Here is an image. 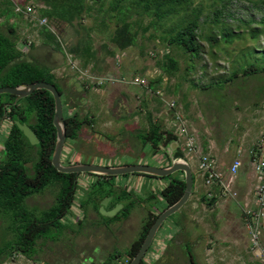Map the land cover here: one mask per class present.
<instances>
[{"label": "rangeland", "instance_id": "374dc122", "mask_svg": "<svg viewBox=\"0 0 264 264\" xmlns=\"http://www.w3.org/2000/svg\"><path fill=\"white\" fill-rule=\"evenodd\" d=\"M8 1H12L14 11L20 15H10L7 18V0H0V32L10 34L9 25L13 24L19 45L23 52L30 56L28 60L34 59L36 63L54 69V74L59 79L56 83L59 86L67 82L68 75L61 77L59 71L64 73V67H70L69 60L81 67L79 58L71 53L69 48L76 43L83 30L79 24L83 23L85 27L90 28L92 46L98 58L94 67H88L87 71L100 76L123 74L126 78L145 77L148 82H153L150 88L154 93L155 89L161 90L156 95L162 100H175L176 110L182 114L189 129L192 124L199 133L210 132L215 136L217 144L220 139L233 141V144H230L232 147L241 138L248 146L251 142L262 139L257 135L262 137L264 127L260 129L255 123H264V34H260L259 38H253L251 34L252 29H261L258 21L264 17V2L231 0L220 18L221 23L215 25L210 21L215 6L209 7L214 5L212 3L215 0H195L196 5H203L204 13L199 28L201 52L199 56L192 57L176 45H168L166 41L172 28L182 18V13L156 21L153 15L141 14V10L135 6L125 8L126 20L131 23L136 38L134 44L121 49L110 41V35L120 22L116 18L117 12L109 10L110 0L103 2V8H100L99 3L87 0L88 5L92 6L88 14L87 12L83 14L80 23L76 19L69 25L46 17L47 26L61 41L62 50H59L44 42L40 33L42 26L35 21V17L43 16L41 9L46 6L42 0ZM125 4L127 6L126 2ZM16 5L21 7L31 5L35 17L31 18L18 12ZM216 7H219V4ZM244 21H247L249 26L244 25ZM226 28L233 35L236 34V38L229 43L219 41V44L214 45L216 48L212 47L211 41L208 40L215 37L218 41L221 31ZM166 54L177 61V70L172 72L162 67L168 65ZM250 64H254L257 71L246 70ZM228 77L229 81L221 83ZM90 84L91 86L83 93L90 99L85 108L88 110L90 108V114L93 113L95 116L96 123L93 126L96 133L81 136L80 134L85 131V127H82L77 137H68L63 146L62 161L65 164L79 162L116 165L137 160L139 163L157 166L167 165L165 159L158 160L152 155L150 143L138 141L135 135L145 132L149 125L147 114L151 111L148 109L154 110L158 107L155 101L148 106L149 104L140 100L141 94L142 100L150 103L148 96H151L149 95L151 91L147 90L149 94H146L144 93L146 88L143 86L125 84L129 90L127 100L119 97L117 90L108 98L104 92L105 87ZM62 91L63 114L69 117L73 114L70 112V106L78 102L75 97L78 94L74 89L73 97L70 96L71 93L67 95L63 88ZM23 99L24 97L20 102L24 104L26 100ZM77 105L80 114L83 106ZM163 106L160 105V110L156 112L163 113L165 107ZM166 107L172 111L167 105ZM130 116H133L134 120L130 119ZM171 119V123L170 120H165V123L158 124L173 128L175 125L173 116ZM108 121L111 122L107 123L111 131L102 123ZM4 124L5 126L0 127V133L8 128V123ZM121 127H125L123 133L119 130ZM112 131H116L113 132V136ZM97 132L108 138L112 136V141L118 139L116 135L120 133L123 143L107 148L106 144L97 139ZM3 140L4 136L0 135V143ZM132 141L133 144L130 143ZM0 150L2 151V147ZM158 155L160 157L161 153ZM158 155L156 154V157ZM163 156L165 157L164 154ZM192 157V154H186V159L190 161L193 170L195 194H191L189 200L163 222L143 257L144 264H190L187 246L196 260L195 264H264L250 249L249 237L241 222L239 211L230 207L231 205L223 204L222 201L209 205L198 198L201 196L200 193H203V186L200 185L201 172L197 157L191 159ZM229 165V162L225 163L224 171ZM243 168L246 170L249 167L244 165ZM174 173L182 175L183 171ZM136 176L139 177L138 181L130 179ZM150 178L152 180H149ZM95 181L96 176L93 174H79L71 207L60 217L61 229L53 227L51 235L39 240L36 255L28 258L24 253L18 252L11 258L1 260L0 264H71L73 256L78 259L84 254L91 255L95 259L94 264H98L99 260L114 252L121 254L116 258L115 264H122L131 241L140 236L148 212L165 208L166 201L161 195V188L167 181L162 177H148L135 173L114 175L98 183ZM112 185L116 188L110 195L104 197ZM122 187L127 192L135 194L138 200H134L124 219L120 214L107 225L105 221L109 215L100 210V206L97 211L96 206L98 203L100 205L101 201L109 199L106 205L108 206ZM56 191L57 188L53 186L44 188L29 196L26 204L36 210L47 208L54 202ZM101 197L103 198L100 200ZM213 207H216L214 211ZM8 223V220L0 216V245L5 238L11 237L6 227ZM169 224L172 228L171 234L167 230ZM182 224L183 227L175 233ZM57 257L60 258V262ZM61 258H64L62 263Z\"/></svg>", "mask_w": 264, "mask_h": 264}, {"label": "trees", "instance_id": "16d2710c", "mask_svg": "<svg viewBox=\"0 0 264 264\" xmlns=\"http://www.w3.org/2000/svg\"><path fill=\"white\" fill-rule=\"evenodd\" d=\"M42 1L46 6L41 9L43 16L53 18L58 21V23L69 25L73 24V21L76 19H78V23H80L83 14L85 12L88 14L92 6L88 5L87 0ZM92 1L93 3H99L101 6L100 8H103V2L105 0ZM230 1L231 0H215L212 3L214 5H209V7L215 6L213 9V17L210 20L213 24L218 25L221 23L220 18L224 15V10L227 8ZM129 2L128 0H110L109 3V10L111 12H117L116 18L120 21L110 35V41L116 47L124 49L134 44L136 32L132 30L131 23L126 20L125 8L130 9V6H135L137 9L141 10V12L139 11L141 14L146 13L148 15H153L156 21L182 13V18L166 37L167 44L176 45L184 50V52L189 53L192 57L199 56L201 52L199 28L200 19L204 13L203 5H196L195 0H129ZM260 2H264V0H260ZM218 4L219 7H216ZM6 11H8L7 18L10 15L19 14L14 11L12 1L8 0ZM258 23H260L261 29H252L251 36L253 38L260 36V34H264V17H262ZM79 25L83 30L80 32L76 43L72 45L69 50L79 58L82 68H92L98 58L92 46L90 28L88 29L85 27L83 23ZM244 25L249 26L247 21H244ZM9 31L10 34L0 32V86H13L33 81H46L55 84L58 91L62 94V88L56 83L57 78L51 68L36 63L34 59L28 60L30 56H27L19 45L15 37V28L13 24L9 25ZM40 33L43 36L44 42L62 50L61 41L47 25L40 27ZM235 35L226 28L221 31L218 41L215 37H212V39L208 41H211L212 47H215L214 45L219 41L225 43L232 42L236 38ZM166 59L168 60V65H162V67L172 72L177 70V61L168 54H166ZM246 70L253 72L257 71V68L254 64H250V66L246 67ZM233 74H235V72H233ZM229 77L224 79V82L221 83H225V80L229 81ZM149 84L152 86L153 82H149ZM6 98L13 99L14 95L9 93L0 94V105L3 104L2 100ZM23 100H26L24 104H28L29 107H35L36 110L40 111L38 123L30 124V127L38 138V142L32 144L16 123H12L9 128L8 136L3 140L4 156L0 159V216L9 221L6 227L11 233V237L5 238L2 242L3 244L0 245V262L3 259L13 257L18 252H22L28 258H32L38 252L39 240L45 239L47 236L51 235L53 227L61 229L62 224L60 222V217L71 207L77 188V178L79 176V174L76 173L60 172L51 163V156L56 138V129L52 122L54 114V97L52 93L46 89H36L30 95L24 97ZM17 103L23 104L20 101ZM84 122L85 119L80 118L76 112L66 117V139L68 137H77L78 131ZM177 138L178 136L172 130L164 128L161 124L156 122L150 123L148 130L139 133V139L142 143L151 144L153 153L161 151V147L166 148ZM172 155L174 158L184 157V152L181 148L177 147ZM166 156V164L168 165L171 163V158L168 155ZM29 163L32 165L30 166ZM135 174L166 179L167 182L161 188V195L166 201L165 207L175 202L184 192V173H182V175L172 173L165 176H155L139 172H135ZM93 175L96 176L95 182L97 183L112 177L97 174ZM49 186L57 188L55 200L49 207L36 210L34 207L31 208L27 206L26 199L29 196ZM115 188L116 187L112 185L109 192L106 193L104 197L110 195ZM193 192L192 188V194ZM102 198L103 197H101L100 200ZM200 199L212 205L217 198L212 194L209 196L208 193H206L202 194ZM134 200H138L135 194L127 192L123 187L120 188L119 194L113 197L110 206L119 202L123 203V205L113 216L106 218L105 224L109 225L110 221L117 218L120 214L124 219L128 215ZM99 206L98 203L96 206L97 211ZM160 212L161 210L149 211L147 214L140 236L132 241L125 251L124 260H127L126 264L131 261L132 257L139 249L151 223ZM187 251L190 264H195L196 260L188 246ZM120 255L119 252H114L98 261V264H115L116 258ZM139 264H144L143 258Z\"/></svg>", "mask_w": 264, "mask_h": 264}, {"label": "crops", "instance_id": "0c3cea01", "mask_svg": "<svg viewBox=\"0 0 264 264\" xmlns=\"http://www.w3.org/2000/svg\"><path fill=\"white\" fill-rule=\"evenodd\" d=\"M64 69H65L64 70V73H61L59 71V75L61 74L60 76L62 77L65 74H67L68 77H67V80H66L67 81L66 84L63 85V86L61 84L62 88L64 89L65 93H67V95H70V93H71L70 96H72V90L73 89L78 94L77 96H75L76 97V100L78 102H76L74 106H70V112L71 113L76 112L77 115L80 118L85 119L84 124L81 126V128L82 127H85V131L82 132L80 135L81 136H83V135L86 136V134H88V136H89L91 133H93L95 135L96 131H95V128L93 126L94 123H96L95 122V116H94L93 113L90 114V108H89V110H88V108H85V106L90 103V99H88L87 97H85L86 94L83 93V91H85L87 88H89L91 86V84H90L89 81H87V79L84 78L83 75L80 74V72L75 71V70H72V69H70V67H64ZM51 70L54 73V69H51ZM117 75H120V74H117ZM121 76H123V74H121ZM56 78H57V80H59L57 76H56ZM126 85L124 83H121V82H115V83H107V84L102 85V86H99V87H105V91L104 92L108 96V98H109L110 95H114L113 92H115L117 90V92H119V97H122L123 99H126L127 100V98H128L127 96H128V91L129 90L126 87ZM143 87L146 88V90L144 91V93L149 94V93H147L148 92L147 90L151 91V94H149L151 96H148V98H150V103H149V101L142 100L143 97H141V94H140V98H141L140 100L142 102H144L145 104H149L148 106H150V104L153 101H155L156 104L158 105V107L155 108L154 110L148 109V110L151 111V113H154V114H151L150 112H148L149 114H147V116L149 115L148 116L149 125L145 128V131L148 130V128L150 126V123H152V122L165 123L164 122L165 120L166 121L167 120H170V123H171L172 122L171 121L172 120L171 118H172L173 111L169 110L166 107V105H165L166 104V102H165L166 99L165 100H162L161 97H159L158 95H156V93H154V91L150 88L151 87L150 84H149V87H146V86H143ZM153 96H154V98H153ZM138 97H139V95H138ZM77 104L83 106L80 114L78 113V105ZM160 105L161 106H163V105L165 106V107L163 106L164 107L163 113H157L160 110L159 109L160 108ZM140 109L145 110L143 107H140ZM136 110L137 109H134V111H136ZM153 111H155V112H153ZM121 117L122 116H120V118ZM130 117H131L130 119L134 120V117L133 116H130ZM102 123L105 126V128H107L109 130V126L107 125V123H111V122L108 121V122H102ZM135 123H137V122L135 121ZM255 125L258 126L260 129L262 127H264L263 126L264 123H255ZM190 126L192 128V129L191 128L190 129L197 136V140H198V143H199V146H200L201 151L203 153H207L209 155H212L216 159V162H217L216 163V168L219 169L220 171H222L223 176H224V180L227 182V184L229 186V189L231 190V191H223L222 188H221V186L218 183H216V182L213 183V184H211V185H206L204 183V178H203L202 174H200V177L202 179V182H200L201 183L200 185L203 186V188H202L203 189V193H200V195L206 194V193H208L210 191L211 194L213 196H216V198H217L215 204H217L218 201L219 202L222 201L223 204H226V205H229V206L231 205L230 207H233V209L239 211L238 213H239V215L241 217V222L243 224V218H242L243 209L245 207H248V206H252L253 205L254 189H255V186H256V183H257V176H256V174L254 172V169H253V166H252V162H251L252 157H251L250 151L255 146L256 143H258L259 141L261 142L262 140H264V134H262L261 132H259L260 134H262V137H260L258 135H257V137L258 138H262V139L259 140V141L255 140L254 142H251L250 144H248V146H246L244 144L245 140L240 138V140H237L235 146H232L231 147L230 144H233V141L227 142V141H223V140L220 139L219 143L217 144L215 136H213L210 132L207 131L206 133L205 132L204 133H201V132L199 133V130L196 129L192 124ZM119 127H120V125H119ZM123 128H125V127H121V129L119 128L120 132H122V133H123ZM131 128L132 129H135L133 127H131ZM164 128L170 129V130H172L175 133V126L174 125H173V128H171V127H164ZM119 130H117V131H119ZM109 131H111V130H109ZM113 132L114 131H112V136H113ZM117 134L118 135H116V136L120 140L116 139L115 141H112L111 140V137L112 136H110L108 138L107 136L102 135L100 132H97V137H98L97 139L101 143L106 144L107 145V148H109V146H111V145H114V147H116V145H119V144H122L123 143V141H121V135H120V133H117ZM135 135L138 137L137 139L139 141L140 140L139 139V133H137ZM175 141H177L178 143L175 144V148L174 149H171L170 148L171 144L174 142L173 141L166 148L161 147V151H158L156 153H153V150H151L152 155H154V157L157 158L158 160H162V159L164 160L165 159V161H167V159L165 158V157H167L166 155H168L170 157V155L173 153V151L177 147H179V148L182 149L180 138L178 137ZM130 143L133 144V141L130 142ZM132 144H131L130 147L133 146ZM142 146H143V144H142ZM150 146H151V144H150ZM239 149H240V153H239ZM260 149L261 150H264V144L260 147ZM159 152L161 153V156L160 157L158 155ZM156 154L158 155L157 157H156ZM163 154L165 155V157L163 156ZM238 155L241 158L242 165H241V167L238 170L239 171L238 174L230 175L228 173V168L226 167L227 170L225 169V171H224L223 166L225 167V163L226 162H229V164H230L232 162V160L235 157H237ZM192 156L193 157L191 159H193L195 157V155H192ZM183 158L186 159V154L185 153H184V157ZM225 159L227 161H225ZM136 161L137 160H134L132 162H122L120 164H125V163H139V162H136ZM188 162H189V164H191L190 161H188ZM71 163H74V162H71ZM120 164H116V165H120ZM106 165H114V163L113 164H106ZM244 165L247 166V167H249V168L245 170V168H243ZM162 166H164V165H162ZM191 169H192V167H191ZM130 179L131 180H134V181H138L139 180V177L136 176V177H134V178L132 177ZM149 180H152V179L150 178ZM193 191H194L193 194L191 193L192 195L195 194V190H193ZM232 191H234L236 194H232ZM198 198H200V197H198ZM225 202H227V203H225ZM205 203H206V201H205ZM215 208L216 207H213L212 208L213 211H214ZM182 227H183V224L179 226L178 230L175 233H177L179 231V229L182 228ZM243 227H244V229L246 231V228H245L244 224H243ZM263 228H264V226H263ZM167 230L171 234L172 228H171V225L170 224L168 225V229ZM246 234H247V231H246ZM172 238H173V236H171L170 239H172ZM262 239H263V234H262ZM134 240H132V241H134ZM161 240H163V239H161ZM187 244H189V243H187ZM153 253L154 252H152V254ZM152 254H151L150 257H152ZM58 259H59V262H60V258H58ZM94 260L95 259L91 255L85 256V254H84L82 257H79L78 259H76V257L73 256L72 259L70 260V263L71 264H94ZM62 261H64V258H61V263H62Z\"/></svg>", "mask_w": 264, "mask_h": 264}, {"label": "water", "instance_id": "95a60500", "mask_svg": "<svg viewBox=\"0 0 264 264\" xmlns=\"http://www.w3.org/2000/svg\"><path fill=\"white\" fill-rule=\"evenodd\" d=\"M36 89H46L50 91L54 97V114H53V124L56 129V138L54 149L52 151L51 163L60 172L64 173H92L102 176H114L123 175L128 173H146L155 176H165L170 175L176 171H183L185 189L183 194L172 204L166 206L157 215L155 220L151 223L145 237L143 238L139 249L136 251L135 255L132 257L128 264H139L144 255L146 254L149 246L154 240V237L159 230L162 223L173 213L178 211L190 198L192 193V188L194 184L193 171L189 162L183 158H174L172 154L170 155L171 163L164 166L151 165L146 163H125L120 165H99L94 163H69L63 164L60 161L63 146L66 140V125L63 117L61 93L58 91L55 84L46 81H33L25 82L13 86H0V94L9 93L16 96V100L22 97L30 95ZM18 127L22 130L23 134L28 138L32 144L38 142V138L33 131V129L27 123H17ZM177 141H174L170 148L174 149ZM101 201L100 210L113 216L123 205V203H116V205L110 209L107 208V202Z\"/></svg>", "mask_w": 264, "mask_h": 264}, {"label": "built area", "instance_id": "2783aa9c", "mask_svg": "<svg viewBox=\"0 0 264 264\" xmlns=\"http://www.w3.org/2000/svg\"><path fill=\"white\" fill-rule=\"evenodd\" d=\"M16 9L18 12H22L31 18L35 17L33 14V7L31 5H26L25 7L16 5ZM35 18V21L41 26L48 25L45 16ZM68 63L71 69L80 72V74L83 75L87 81L95 84L96 86L121 82L127 85L131 84L149 87V82L145 77L126 78L125 76L120 75L100 76L87 71L86 68L77 66L71 60H69ZM159 92H161V90L156 89V93ZM165 102L166 105L173 111L172 116L175 124V133L180 138L182 150L185 154L190 153L197 157L198 168L204 178V183L206 185H211L216 182L221 186L223 191H231L227 182L224 180L222 171L216 168V159L212 155L201 151L196 135L190 131L184 122L185 120L183 119L182 114L176 110L175 100L166 99ZM263 144L264 140L261 142L259 141L250 151L252 166L257 176V183L254 189L253 205L243 209L242 218L249 237L250 249L254 256L264 263V243L262 239L264 226V150L260 149ZM241 165L242 161L238 155L230 163L228 173L230 175L237 174ZM232 194L236 193L232 191ZM208 195H211L210 191L208 192ZM126 263L127 260L125 259L122 264Z\"/></svg>", "mask_w": 264, "mask_h": 264}, {"label": "flooded vegetation", "instance_id": "af4514ba", "mask_svg": "<svg viewBox=\"0 0 264 264\" xmlns=\"http://www.w3.org/2000/svg\"><path fill=\"white\" fill-rule=\"evenodd\" d=\"M22 98H19L16 100V96L14 95L13 99L6 98L5 100H2L3 104L0 105V127L2 125L5 126L4 123H8L7 130L3 131L4 134L0 133V135L4 136V139L8 136L9 128L12 125V123H16V124L17 123H27L29 126L32 123H38L40 111L36 110L35 107H29L28 104H20V103L18 104L17 102L20 101V99ZM63 117L65 120L66 116L64 114H63ZM52 122H53V119H52ZM0 147H2V151L0 150V159H2L4 156L3 155V141L2 143H0ZM61 157H62V154H61ZM61 157H60L61 163L65 164L62 161ZM29 165L31 166L32 164L29 163ZM115 205L116 203L113 206H110V202H109L107 208L110 209L114 207Z\"/></svg>", "mask_w": 264, "mask_h": 264}]
</instances>
